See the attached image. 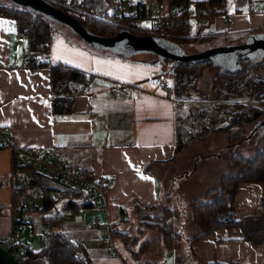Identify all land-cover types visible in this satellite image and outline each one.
Returning a JSON list of instances; mask_svg holds the SVG:
<instances>
[{"label": "crops", "instance_id": "1", "mask_svg": "<svg viewBox=\"0 0 264 264\" xmlns=\"http://www.w3.org/2000/svg\"><path fill=\"white\" fill-rule=\"evenodd\" d=\"M190 1V7H196L199 1L208 2ZM133 2H157L161 14H168L171 8L169 0ZM252 2L257 6L249 13ZM219 8L215 7L216 11ZM226 10L227 14L210 12L203 25L191 18L192 29L216 33L222 38H244L243 42L252 35L264 34V0H227ZM0 21L4 22L0 25V127L8 128L14 143L20 147L53 149L72 167L90 170L95 177L105 176L110 180L106 210H81L85 212L84 220L76 216L80 211L72 210L75 215L71 221L63 220L54 229L76 235L74 238L87 247L94 264L132 262L127 251L138 249L128 247L120 237L114 236L118 252L110 253L99 243L103 227H92L90 217L97 214L102 224L120 223L122 208L130 201L153 207L164 198V180L159 175H171L180 164L179 140L183 135L180 125L186 114L165 95L164 82L172 70L166 61L155 60L153 56L104 55L77 39H70L64 29L61 36L52 40L51 64L67 63L91 77L88 87L82 85L72 96L71 112L56 115L52 109L50 66L35 71L23 68L29 36L23 33L18 38L20 30L14 19L0 17ZM14 169L12 152L0 147V205L7 207L5 214L0 215V236L8 235L17 219L14 213L18 204L23 203L18 200L19 193L15 196V189L21 192L23 188V196L26 188L22 181L29 176L24 167L16 168L15 175ZM172 176L173 185L176 177ZM263 194L262 183H240L235 194L236 218L260 214ZM42 227L44 231L45 226ZM189 251L194 262L264 264V245L256 249L237 227L216 229L194 242Z\"/></svg>", "mask_w": 264, "mask_h": 264}, {"label": "trees", "instance_id": "2", "mask_svg": "<svg viewBox=\"0 0 264 264\" xmlns=\"http://www.w3.org/2000/svg\"><path fill=\"white\" fill-rule=\"evenodd\" d=\"M54 1V5L57 8L62 9L70 15L76 17L91 33L100 36H114L122 30L120 24H125L131 26L129 30L135 35H153L160 39L164 44L176 47H181L188 42H198L207 38L218 37L216 33H201L200 30L194 31L190 22L191 17H188L183 13L179 14L172 12V7L174 6L190 7V0H169L171 8L168 14L159 15L157 20L147 17L142 18L141 21L140 19H136L134 24H132L129 16L119 12L115 4L116 1ZM71 1H78L85 9L91 6L94 7L96 12L104 15V18H97L93 15H82L71 11L65 4V2ZM207 3L210 12L215 14H227V0H208V2L199 1L195 3L196 8L200 9L201 7H206ZM218 6H220V8L216 11L215 7ZM0 17L14 19L18 29L20 31L25 30L29 35L31 46L34 47L36 44L42 45V48L38 53V60L40 66H50V81L54 94L52 102L53 113L56 115H62L71 112L73 106L72 96L78 91L79 87L81 88L83 82L88 81V78L91 76L84 70L67 63L58 62L51 64V61L49 60V53L50 46L54 38L53 24L46 19V16L26 7L19 6L10 0H0ZM234 44L239 43L228 42L221 46ZM240 52L241 51L238 53ZM236 55L237 54H230L225 57L230 59V57L232 58ZM136 56L138 55H133L129 58H134ZM148 56H153L155 60L159 59V57L155 55L149 54ZM238 57L239 55L233 59L235 63L237 61L239 64V67L235 71H228L227 69L229 67L224 65V63H221V61L218 60V57H216V59L207 58L195 62L172 60V82L176 96L181 97L183 90L187 86L193 90H198L199 79L203 75L204 71L208 69L218 70L216 71L214 77L215 86L219 80L225 79L226 83L223 87L227 88L229 91L234 89L237 82L247 77L250 69L261 68L264 70V57L258 59L257 61L249 60L243 56ZM163 60L166 61L170 59ZM251 89L259 107L250 113L245 111L242 113H239L238 111L233 113L231 115V124L238 125L241 123L256 122V126H258V121L262 120V122H264V78L256 83H253ZM219 97L222 96L219 95ZM223 97L227 98L229 95L225 94ZM237 107L239 106L237 105ZM217 108L218 110H222L221 106H217ZM221 110H219V112H221ZM189 111L188 115L190 117L193 119H200V122H203V124L207 123V112L205 110L199 113L197 109L193 107L190 113ZM255 111H259L260 115L253 120L251 116ZM198 130L199 133L204 131L200 124ZM241 130L240 135L236 136L237 139L239 138L236 141L241 139L247 141L243 142L242 140V143L237 144L248 145V141L250 139L247 138L248 135L244 136V133H242L245 132L246 129L241 128ZM256 136L264 138V127L257 131ZM181 140H179L180 149L183 147ZM227 166L228 173L220 177L218 186L212 187L207 191L204 201L194 199L189 203L191 209V220L195 229L194 235L189 241L190 246L216 229L237 227L244 231L245 239L249 240L256 249H259L264 245V194L262 198V212L258 215L246 216L241 219H237L235 215V194L237 192L238 185L242 182H259L262 183L264 187V145L258 148L251 156L242 154L239 148H236L227 155ZM23 167L28 169L29 172V176L24 178V181H22L24 183V188H26V190L31 189L35 191L37 195L41 194L43 197L42 222L45 226V230L43 231V245L39 250L33 251L22 245L24 248L26 264H94L87 247L81 240L74 238L67 232L54 229L55 227L61 225L64 220L63 213L58 210L54 212L58 201L66 199L64 205L65 209L74 211L88 210L94 208V202L91 194L83 188L75 189L67 187L51 177L42 175L30 166ZM73 169H80L85 176H93V173L90 170L78 167H74ZM15 174L16 167L13 172V175ZM51 181L55 184L52 185ZM15 192V196L16 194L18 195L19 192L17 189H15ZM136 205L141 207L139 203ZM141 208L149 211L155 209V206H143ZM23 209H26L24 203L17 209V211H20L19 215H21V211ZM6 211L7 207L0 205V215L5 214ZM122 213L124 214L123 208ZM172 213L175 214V212L171 211L170 208H165L161 217L157 216L159 221H163L161 223H164V225H160V223L156 221V216H147V221H144V224H146L147 227L162 226L165 228L162 246L175 249L177 253L175 257L176 264H239L237 262L222 263L219 261L194 262L190 252H188L185 257H181L178 253L179 243L176 240V233H173L171 225L165 223L167 222V219L171 217ZM151 218L154 222L150 221ZM121 222H123V219ZM120 223L112 224V234L115 237H120L123 242L130 247V236L120 231L118 228ZM133 242H135V240ZM151 245V241H149V239H145L140 244L138 250H132L135 257L147 259L141 256L149 253L147 251Z\"/></svg>", "mask_w": 264, "mask_h": 264}, {"label": "rangeland", "instance_id": "3", "mask_svg": "<svg viewBox=\"0 0 264 264\" xmlns=\"http://www.w3.org/2000/svg\"><path fill=\"white\" fill-rule=\"evenodd\" d=\"M46 19L54 26V38L61 36L65 29L66 33L70 35V39L71 37L77 39L82 44L87 45V47L100 51L104 55H106V53L113 55L111 51L104 52L101 47L88 44L70 27L47 16ZM244 40V38H207L198 42H188L180 47V51L185 54H193L196 51H206L228 42L243 43ZM166 64L171 71L173 68L172 60H166ZM216 71L218 70L208 69L204 71L198 82V90H193L189 86L183 90V94H186L185 96L192 101V104H187L184 107V111H186L184 115L186 117L183 116L184 118L180 125V129L183 131L181 140L183 147L180 149L178 160L180 164L174 167L175 172L172 173L176 177L175 183L172 185L174 179L172 174L159 175V178L164 180V198L160 203L155 205V209L153 210H143V208H141L143 206H137L136 204L138 203H136V201H130V203H127L125 207H123V222L118 226L121 232L130 236L129 245L134 249H138L140 242H143L145 239H149L152 243L147 251L149 253L141 256L143 258L156 261L164 258L166 260L165 264H176L175 257L177 253L175 249L162 246L165 228L162 226L147 227L146 224H144V221H147V216H156V221H158L160 225H164V223H161L163 221L158 220L157 216L161 217L165 208H170L171 211L175 212V214L172 213V218L169 217L165 223L172 226L173 233H176V240L179 243L178 253L181 257H185L188 252H190L189 241L195 231L191 220L189 203L194 199L204 201L207 191L212 187L218 186L220 177L228 173L227 155L229 153L239 148L242 154L251 156L258 148L264 145V138L256 136L257 131L263 128L261 125L257 128V126H255L256 122L241 123L238 125L231 124V115L233 113L237 111L239 113L243 111L250 113L259 107L251 87L253 83L264 78V76H261L258 72L263 71V69H250L247 77L237 82L234 89L230 91L223 87L226 83L225 79L219 80L215 86L214 77ZM225 94H228L229 97H223ZM219 95L222 97H219ZM211 101H217L216 109L218 112L221 109L218 110L217 106H221L222 110L220 113H227L229 115L228 122L217 127H210L208 125L211 111L209 102ZM237 105L239 107H237ZM193 107L196 108L199 113L203 110L207 112L206 124L200 122V119H193L188 115V111H191ZM180 113L183 114V111ZM258 123L261 124V120L258 121ZM199 124L204 130L200 133L198 132ZM241 128L246 129L245 132H242L244 136H249V132L253 128H256V133L250 138L248 145L237 144L242 143L243 140L236 141L239 139H237L236 136L240 135L242 131ZM244 141L247 140H243V142ZM18 200L19 202L22 200V203L26 206V210L21 211V214L26 215L30 220V222L21 229L19 237L24 246L26 245L27 247L33 248L32 250L37 251L43 245V197L41 194L36 196L33 190L27 189L23 193V196H18ZM65 202L66 199L58 201L54 212L58 210L63 213L64 223H68V221H71L72 216L75 215V211L73 212L70 209H65ZM20 206L21 204H18V207ZM19 214L20 211L14 213L17 218H19ZM76 216L77 218L79 217L80 220H84L85 212L80 211ZM150 221L154 222L152 218ZM74 237H76V235H74ZM134 240L135 242H133Z\"/></svg>", "mask_w": 264, "mask_h": 264}, {"label": "built area", "instance_id": "4", "mask_svg": "<svg viewBox=\"0 0 264 264\" xmlns=\"http://www.w3.org/2000/svg\"><path fill=\"white\" fill-rule=\"evenodd\" d=\"M53 5L54 0H48ZM116 1L117 9L120 13L125 14L131 18L132 24L136 19L142 18H154L157 20L159 15H161V9L157 2L152 3H136L133 0H112ZM67 8L71 11L82 14V15H93L97 18H104V15L96 12L94 7H89L87 9L83 8L78 1L65 2ZM257 3L252 2L248 6V12L252 13L255 11ZM173 13H183L188 17L195 18L199 25L207 23L211 13L208 7H201L197 9L196 7H186V6H174L172 7ZM122 30L130 31V25L120 24ZM27 32L20 31L18 33V38L22 37V34ZM28 35V34H27ZM29 36V35H28ZM30 39V37H29ZM42 45L36 44L34 47L31 46L29 42L28 48L23 54V68L29 70H38L40 66L38 60V53L41 50ZM261 76H264V70L258 71ZM260 76V77H261ZM164 90L166 97L172 101L179 109H184L187 104H192V101L188 99L184 94L181 97H177L175 94L172 74H169L165 80ZM88 87V81L83 82V88ZM217 101L209 102L211 106L210 117L208 119V125L210 127H217L219 125L225 124L229 120V115L227 113H220L216 109ZM0 147L9 149L13 153L14 167L30 166L35 171L41 173L42 175L51 177L67 187L75 189H86L90 194L94 202V208L101 210H106L107 208V191L110 186V180L105 177H95L85 176L80 169H73L66 159L53 149L42 148L38 146L33 147H20L16 145L12 139L11 132L6 127H0ZM56 197V196H55ZM23 209L22 211H25ZM81 211V210H79ZM78 212V211H76ZM30 222L29 217L21 214L17 218L12 226L11 232L8 235L0 236V246L6 249L20 264H26L24 248L19 239L20 231ZM90 225L92 227L101 225L104 229V233L99 239L100 246L107 249L110 253H117L118 248L114 244V236L112 234V224L106 222L102 224L99 220L97 214L90 217ZM127 256L132 259V262L124 261L123 264H165L166 260L164 258L160 260H148L140 259L135 257L132 250L127 251Z\"/></svg>", "mask_w": 264, "mask_h": 264}, {"label": "water", "instance_id": "5", "mask_svg": "<svg viewBox=\"0 0 264 264\" xmlns=\"http://www.w3.org/2000/svg\"><path fill=\"white\" fill-rule=\"evenodd\" d=\"M19 6L26 7L32 11H36L44 16L52 18L53 20L62 23L70 27L79 37L85 40L88 44L101 47L104 51H111L114 54H119L122 57L129 58L133 55H155L158 56L160 60L170 59L173 61H184V62H195L207 58H215L222 55L227 56L230 54H237L239 51L246 50L250 48L251 50H262L260 56L256 54L252 61H257L258 59L264 57V34L262 35H252L245 42L234 44V45H224L219 47H213L206 51L197 52L193 54H185L180 51V47L166 45L161 42L160 39L153 35L139 36L131 33L128 30H121L114 36H100L91 33L86 29L82 23L74 16L65 12L62 9L57 8L48 0H10ZM250 39L252 41H250ZM254 56V55H253ZM250 57V56H249ZM238 62L236 66H231L228 71L236 70L239 67ZM260 115L259 111H255L251 118L255 120ZM262 122V120H261ZM264 126V122L257 126ZM256 130H252L249 133L248 138L254 136ZM23 189V188H22ZM19 192L21 196L23 190ZM36 194V192H35ZM0 264H20L6 249L0 246Z\"/></svg>", "mask_w": 264, "mask_h": 264}, {"label": "flooded vegetation", "instance_id": "6", "mask_svg": "<svg viewBox=\"0 0 264 264\" xmlns=\"http://www.w3.org/2000/svg\"><path fill=\"white\" fill-rule=\"evenodd\" d=\"M250 41H252L251 39H250ZM261 52H262V50H259V51H256V50H251L250 48H248V49H246V50H242L240 53H237V55L236 56H238L239 55V57H244V58H247V59H249V60H251L252 58H255L256 57V54H258V57L260 56V54H261ZM254 55V56H253ZM236 56H233L232 58L230 57V59H227L225 56H222V55H220V56H218V60L219 61H221V63H224V65H226L227 67H231V66H236V63H237V61H236V63H235V61L233 60ZM250 56V57H249ZM238 57V58H239ZM240 63V62H239ZM238 65V64H237ZM256 126V125H255ZM254 129V128H253ZM256 129V128H255ZM254 129V130H255Z\"/></svg>", "mask_w": 264, "mask_h": 264}, {"label": "snow or ice", "instance_id": "7", "mask_svg": "<svg viewBox=\"0 0 264 264\" xmlns=\"http://www.w3.org/2000/svg\"><path fill=\"white\" fill-rule=\"evenodd\" d=\"M4 22L3 21H0V25H2ZM57 59H59V57H57Z\"/></svg>", "mask_w": 264, "mask_h": 264}]
</instances>
